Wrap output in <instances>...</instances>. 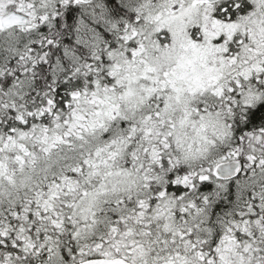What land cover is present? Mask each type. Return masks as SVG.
Here are the masks:
<instances>
[{"label": "snow or ice", "instance_id": "1", "mask_svg": "<svg viewBox=\"0 0 264 264\" xmlns=\"http://www.w3.org/2000/svg\"><path fill=\"white\" fill-rule=\"evenodd\" d=\"M0 264H264V0H0Z\"/></svg>", "mask_w": 264, "mask_h": 264}]
</instances>
